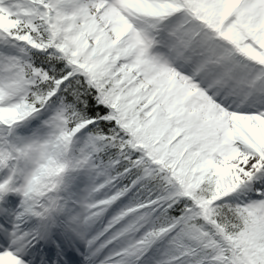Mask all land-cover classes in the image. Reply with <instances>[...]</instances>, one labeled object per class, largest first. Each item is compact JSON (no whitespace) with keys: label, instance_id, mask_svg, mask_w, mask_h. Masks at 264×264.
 <instances>
[{"label":"snow or ice","instance_id":"obj_1","mask_svg":"<svg viewBox=\"0 0 264 264\" xmlns=\"http://www.w3.org/2000/svg\"><path fill=\"white\" fill-rule=\"evenodd\" d=\"M0 264H264V0H0Z\"/></svg>","mask_w":264,"mask_h":264}]
</instances>
